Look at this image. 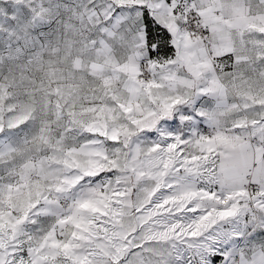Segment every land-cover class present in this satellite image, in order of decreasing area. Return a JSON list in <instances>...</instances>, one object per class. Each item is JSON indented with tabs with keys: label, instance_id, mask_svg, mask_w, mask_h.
Masks as SVG:
<instances>
[{
	"label": "snow or ice",
	"instance_id": "snow-or-ice-1",
	"mask_svg": "<svg viewBox=\"0 0 264 264\" xmlns=\"http://www.w3.org/2000/svg\"><path fill=\"white\" fill-rule=\"evenodd\" d=\"M0 264H264V0H0Z\"/></svg>",
	"mask_w": 264,
	"mask_h": 264
}]
</instances>
